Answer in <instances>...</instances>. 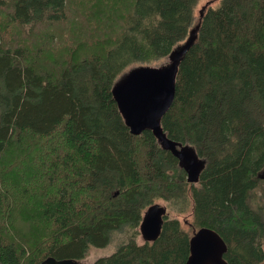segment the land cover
Masks as SVG:
<instances>
[{
	"label": "trees",
	"instance_id": "16d2710c",
	"mask_svg": "<svg viewBox=\"0 0 264 264\" xmlns=\"http://www.w3.org/2000/svg\"><path fill=\"white\" fill-rule=\"evenodd\" d=\"M199 1L0 0V264L112 244L89 264H183L200 227L228 264L264 262V0ZM196 25L161 118L205 160L190 184L149 130L130 134L111 87ZM154 203L161 232L137 242Z\"/></svg>",
	"mask_w": 264,
	"mask_h": 264
},
{
	"label": "water",
	"instance_id": "95a60500",
	"mask_svg": "<svg viewBox=\"0 0 264 264\" xmlns=\"http://www.w3.org/2000/svg\"><path fill=\"white\" fill-rule=\"evenodd\" d=\"M198 26L189 30L187 38L175 46L166 59L156 65H135L120 74L111 87V95L130 134L139 135L149 130L163 150L177 159L188 183H196L204 167L189 144L167 137L161 118L170 108L175 94V80L180 60L193 45ZM166 208L160 203L148 206L138 230L144 242L155 241L161 232ZM189 253L183 264H228L224 259L227 246L220 235L207 227L192 232L188 241ZM40 264H80L72 259L47 257ZM260 264H264L260 263Z\"/></svg>",
	"mask_w": 264,
	"mask_h": 264
},
{
	"label": "rangeland",
	"instance_id": "374dc122",
	"mask_svg": "<svg viewBox=\"0 0 264 264\" xmlns=\"http://www.w3.org/2000/svg\"><path fill=\"white\" fill-rule=\"evenodd\" d=\"M218 4H219V0H200L198 6L196 8V14L199 12L200 9H203L204 7H206L208 5H210L211 7L214 8ZM18 33H20V31H18ZM11 37H18V36H11ZM7 39H8V37L6 36V42H7ZM6 42H5V44H6ZM16 43L22 44V45H28V44H26V38L24 40L18 39V40H16ZM174 215H175V212H174ZM190 217H191L190 209H188L185 214L179 216L180 220L186 221L185 229L188 228L189 221L191 220ZM136 241L141 242L139 236L137 237ZM112 251H114V244H112L110 246H106V248H99V249L90 248L88 250L86 257L80 262V264H89L91 261H93L94 259H96L98 257L109 255Z\"/></svg>",
	"mask_w": 264,
	"mask_h": 264
},
{
	"label": "flooded vegetation",
	"instance_id": "af4514ba",
	"mask_svg": "<svg viewBox=\"0 0 264 264\" xmlns=\"http://www.w3.org/2000/svg\"><path fill=\"white\" fill-rule=\"evenodd\" d=\"M164 219V218H163ZM139 231V230H138ZM139 237H140V233H139ZM140 240L142 241L141 237H140Z\"/></svg>",
	"mask_w": 264,
	"mask_h": 264
}]
</instances>
